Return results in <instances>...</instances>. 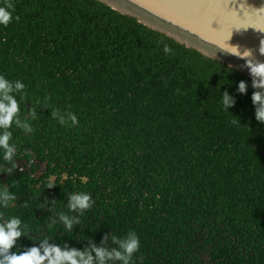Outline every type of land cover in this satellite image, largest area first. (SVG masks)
Returning a JSON list of instances; mask_svg holds the SVG:
<instances>
[{
  "label": "trees",
  "instance_id": "obj_1",
  "mask_svg": "<svg viewBox=\"0 0 264 264\" xmlns=\"http://www.w3.org/2000/svg\"><path fill=\"white\" fill-rule=\"evenodd\" d=\"M14 2L20 20L0 26V73L25 84L27 144L70 167V179L5 217L27 226L12 251L41 239L83 249L135 231L134 264H264V124L252 78L100 0ZM224 91L236 99L229 111ZM56 109L79 126L60 125ZM80 191L95 205L66 232L59 214L77 215L67 201Z\"/></svg>",
  "mask_w": 264,
  "mask_h": 264
},
{
  "label": "clouds",
  "instance_id": "obj_2",
  "mask_svg": "<svg viewBox=\"0 0 264 264\" xmlns=\"http://www.w3.org/2000/svg\"><path fill=\"white\" fill-rule=\"evenodd\" d=\"M16 5L14 0H2L0 3V26L7 28L9 24L18 22L20 17L14 16ZM227 9L231 10L227 5ZM236 27H232L229 32H220L214 43L220 48V52L238 57L245 61L244 67L249 70L252 78L251 87L256 89L252 93L251 100L255 107V119L264 124V62H257L251 49L241 51L239 45L230 43L232 31ZM264 32V31H262ZM262 46L259 47V53L262 52ZM163 51L169 53L172 49L165 44ZM25 84L22 80L10 81L6 76L0 73V153L5 165H0V173L13 175L18 170L17 145L11 143L13 125L22 129L25 134H31L34 129L32 123L27 118L21 119L20 103L17 99L19 96L23 100L26 96L24 92ZM237 92L246 95L248 92V84L246 81H239ZM50 97H44L42 106L48 108L47 101ZM225 111H229L236 104L235 97L228 91L223 92L222 98ZM32 121L37 117L36 109L28 110ZM51 118L58 121L60 125L67 127H78L79 120L75 113H61L59 109L51 110ZM70 122V123H69ZM235 123V121H233ZM54 178H50L47 182V188H54L57 184L53 182ZM16 200V196L11 192L9 186L0 184V208H8ZM95 200L91 193L86 191L71 192L68 194L67 209L77 215H68L61 213L58 222L63 225L66 232H72L74 226L80 224V216L87 210L93 208ZM53 220V223H56ZM27 226L24 225L22 219L18 216L10 217L6 220L0 218V264H134V254L139 251L140 240L135 231H130L124 238L116 235L105 234L102 237L100 246L95 242H90V247L83 249L61 247L59 244L51 243L48 239L36 240L32 246H24V250L20 252L12 251L16 247L17 241L22 237L29 238L26 232ZM109 241L116 247L109 248Z\"/></svg>",
  "mask_w": 264,
  "mask_h": 264
},
{
  "label": "water",
  "instance_id": "obj_3",
  "mask_svg": "<svg viewBox=\"0 0 264 264\" xmlns=\"http://www.w3.org/2000/svg\"><path fill=\"white\" fill-rule=\"evenodd\" d=\"M100 1L250 76L244 60L220 52L214 43L220 32L230 33L236 27L230 43L239 45L241 51L251 49L254 59L264 62V55L259 53L260 46L264 52V0Z\"/></svg>",
  "mask_w": 264,
  "mask_h": 264
},
{
  "label": "flooded vegetation",
  "instance_id": "obj_4",
  "mask_svg": "<svg viewBox=\"0 0 264 264\" xmlns=\"http://www.w3.org/2000/svg\"><path fill=\"white\" fill-rule=\"evenodd\" d=\"M11 143L17 145V160L18 170L13 175H7L0 173V184L9 186L12 193L16 196V201L13 204L4 209L0 208V218L5 219L7 215H10L12 211H16L19 206V201L31 202L39 205L43 202L49 191L53 189L64 190L69 184V175L63 171V167H67L64 164L54 163L51 157L48 155V151L45 154H40V149H34L27 144L28 135L22 129L16 128L13 125ZM0 165H6V162L2 160V153H0ZM70 168V167H67ZM74 175H76L74 173ZM74 177V176H72ZM50 178H54L53 182L57 185L54 188H47V182ZM76 179H74V184ZM20 192H26L29 194V198L19 195ZM68 192L70 190L68 189ZM16 213V212H15Z\"/></svg>",
  "mask_w": 264,
  "mask_h": 264
}]
</instances>
